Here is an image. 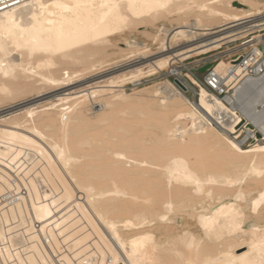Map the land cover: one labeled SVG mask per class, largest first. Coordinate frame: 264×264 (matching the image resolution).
Masks as SVG:
<instances>
[{
    "label": "bare ground",
    "instance_id": "1",
    "mask_svg": "<svg viewBox=\"0 0 264 264\" xmlns=\"http://www.w3.org/2000/svg\"><path fill=\"white\" fill-rule=\"evenodd\" d=\"M141 26L164 53L68 90L104 70L105 42ZM261 28L264 0H20L0 10V92L68 90L0 130V198L14 194L0 201V264H56L52 250L62 264H264V143L238 139L264 140V74L243 76L226 101L190 73L124 90L192 54L258 41ZM124 44L146 48L133 36ZM234 65L213 66L221 89L242 74ZM144 91L157 102L133 115L125 101Z\"/></svg>",
    "mask_w": 264,
    "mask_h": 264
},
{
    "label": "rangeland",
    "instance_id": "2",
    "mask_svg": "<svg viewBox=\"0 0 264 264\" xmlns=\"http://www.w3.org/2000/svg\"><path fill=\"white\" fill-rule=\"evenodd\" d=\"M148 30L149 29H147L146 26H141L139 28L125 30V31L121 32L120 34H118L114 39H111V41L105 42L102 45L103 51L99 57V59L104 62L103 63L104 67L101 68V70H103V69L104 70L99 72L94 77L92 76L90 78H86V79L78 82L77 84H74L72 86H68V88H70L68 90L69 91L80 90L79 87L85 86L89 83H93V84H89L85 88L95 86V85H100L101 82H103V81H106L109 79L111 80L113 78V77H111L112 75L119 73L123 70H127L129 68H132L133 66H136V65L142 63L143 61H145L147 59L149 60L151 58H155L156 56L160 55L161 53H164V52H161L162 48H161L160 41L154 42L151 39V37L149 36ZM256 34H264V28L257 30ZM130 36H133L138 42H140L141 44H144L146 46V48L143 49V48L135 47V48H132V50L131 49L122 50L123 47L125 46V44H124L125 39L129 38ZM248 38H251V36L249 35L247 37V39ZM238 42H240V41H237L236 43H238ZM236 43H232L231 45H235ZM231 45L229 44L228 46H231ZM228 46H224L220 49L213 50V51L203 53V54H192L190 57H187L184 60H180V61L176 60L172 64V67H174L176 69L181 68V70H182L181 76L173 75V74L169 73L173 69H172V67H167L165 70L158 71L154 74H151V75L146 74L145 77H142L136 83L126 82L125 86H124V90L127 93H129V92L132 93L137 89L145 88L147 86L149 87L150 85H154L157 82L166 81V80H168V78L171 79L173 82H175V81H177V79L179 77L180 78H182V76L185 77V74L187 73V70H186L187 68H191L194 71V73L201 80H203L205 77V74L207 72V68L214 66L215 63H217V61L220 59H229L223 53L224 50ZM126 49H127V47H126ZM146 56H148V57H146ZM148 67L149 66H144V70L147 71L149 69ZM97 82H98V84H97ZM194 89L191 88V89H188L185 91V94L193 102H195L197 99V90H196V88H194ZM68 90H63V91L62 90H52V91L51 90L50 91L45 90V92H43V94L42 93L38 94V91L34 90V91L23 92V93L16 94V95H12V94L6 93V92H0V130L7 129V128H10L12 126V124L6 122V119H9L10 117L15 116V115H19L28 108L43 105L51 99L56 101L57 95H59L60 93H66V92H68ZM220 96L221 97L223 96L222 98L225 100L224 94H222ZM125 102H126V105L131 108L130 110H131V112L134 113L133 115H138L137 113H138L139 109L147 108V107L150 108L151 106H154L155 103L157 102V98H155V96H153L152 93L144 91L139 96H136V95L132 96L131 98L127 99ZM97 106H99V105H97ZM95 107H96V105H94L92 107V109L89 112H87L88 117L90 116V118H91V116H92V118H93L97 115L95 112L96 111ZM258 108H261V104H259ZM124 117H127L128 119L132 118V116L129 114L125 115ZM149 121H152V120H149ZM25 129L26 128H24V127H19V130H25ZM238 133H240V132L233 133V134H231V136L235 137L238 135ZM248 135H249L248 132L243 131L242 134L238 137L239 140L244 139V141L242 143L243 147L250 148L256 142L257 143H264V140L260 139L258 141H254V138H251L250 137L251 135H249V136ZM26 156H27V159L30 161L34 160L36 158L35 153L32 151H29L26 154ZM244 159H247L246 156L244 157ZM40 181H41L40 187L45 188L46 184L42 180H40ZM23 188H24L23 193H25L26 192L25 187L23 186ZM4 194L5 195L1 196L0 201L4 198H7V197L8 198L12 197V199H13V196H12V195H14L13 193L6 191ZM0 195H2V194H0ZM25 195H27V194H25ZM27 217L29 218V216H27ZM177 224H179V223H177ZM89 228L90 227H88V229ZM91 229L92 228H90L89 230H91ZM44 240L46 242L45 245L47 246V249L50 252L51 250L49 247L48 238H44ZM1 243H3V241H1ZM246 249L248 250V245H246V244L242 245L241 247L238 248V252H245V251H247ZM52 251L50 252V254L52 253L51 256L54 255V256H52V258L54 259L56 264H62V262L58 258V255L57 254L55 255L54 252H52ZM3 264H9V262H6V263L3 262Z\"/></svg>",
    "mask_w": 264,
    "mask_h": 264
},
{
    "label": "built area",
    "instance_id": "3",
    "mask_svg": "<svg viewBox=\"0 0 264 264\" xmlns=\"http://www.w3.org/2000/svg\"><path fill=\"white\" fill-rule=\"evenodd\" d=\"M19 1L20 0H0V10L7 8L10 4L12 5L14 3H18ZM259 35L260 38L258 41L253 40L251 42V39L249 40L242 38L238 40L240 42L236 43L235 45L228 46L224 50L225 56L236 63V65L230 68L229 73L235 72V67L237 66L240 67L242 72L241 75L236 76V79H234L233 83L225 85L224 89H221V87H223V84L221 83V77L217 72H215L213 66L207 68V72L203 80H201L191 68L186 69L187 73L185 74V77H183L189 82L188 73H190L195 78L200 79L203 84H205L212 92L218 94L219 96L222 94L234 95L236 89L234 86L236 82L243 76L256 78L264 74V34ZM254 91L257 92L255 89ZM237 100L238 99H236V101ZM251 138L254 137L251 136Z\"/></svg>",
    "mask_w": 264,
    "mask_h": 264
},
{
    "label": "crops",
    "instance_id": "4",
    "mask_svg": "<svg viewBox=\"0 0 264 264\" xmlns=\"http://www.w3.org/2000/svg\"><path fill=\"white\" fill-rule=\"evenodd\" d=\"M224 53V52H223Z\"/></svg>",
    "mask_w": 264,
    "mask_h": 264
}]
</instances>
